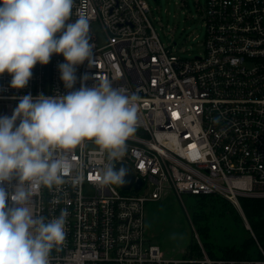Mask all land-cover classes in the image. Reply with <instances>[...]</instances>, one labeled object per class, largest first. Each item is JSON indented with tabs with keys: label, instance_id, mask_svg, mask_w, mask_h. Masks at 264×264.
Wrapping results in <instances>:
<instances>
[{
	"label": "built area",
	"instance_id": "obj_1",
	"mask_svg": "<svg viewBox=\"0 0 264 264\" xmlns=\"http://www.w3.org/2000/svg\"><path fill=\"white\" fill-rule=\"evenodd\" d=\"M196 3L205 25L199 55L179 56L160 41L147 0H75L69 22L81 12L89 18L96 66L77 65L72 89L60 78L62 54L37 63L22 89L10 86L8 73L0 75V117H11L24 95H67L102 79L137 97L136 131L115 167L123 163L141 181L138 189L102 185L107 154L85 140L68 153L73 167L65 183L34 192V216L50 221L68 212L66 239L50 264H264L261 247L253 258L203 250L168 257L145 238L147 202L169 193L215 194L240 211L241 197L264 198V0Z\"/></svg>",
	"mask_w": 264,
	"mask_h": 264
},
{
	"label": "clouds",
	"instance_id": "obj_2",
	"mask_svg": "<svg viewBox=\"0 0 264 264\" xmlns=\"http://www.w3.org/2000/svg\"><path fill=\"white\" fill-rule=\"evenodd\" d=\"M74 4L0 0V75L12 77V88H24L37 63L47 65L53 54H62L66 61L58 68L67 89L76 83L77 65L87 61L89 68L96 66L89 18L81 12L69 22ZM98 81L67 95H24L11 117H0V264H50L52 250H59L66 239L68 212L62 209L50 221L34 216L32 196L41 186L65 183L73 167L68 153L85 140L107 154L100 183H125L126 170H117L115 164L122 161L126 141L136 131L137 97L114 88L108 79ZM13 180L18 183L13 185Z\"/></svg>",
	"mask_w": 264,
	"mask_h": 264
},
{
	"label": "rangeland",
	"instance_id": "obj_3",
	"mask_svg": "<svg viewBox=\"0 0 264 264\" xmlns=\"http://www.w3.org/2000/svg\"><path fill=\"white\" fill-rule=\"evenodd\" d=\"M147 1L150 6L148 17L165 46L170 45L173 52L182 57H193L203 52L205 25L196 0ZM197 1L204 8L205 0ZM187 199L185 194L177 195L172 192L163 198L162 209L155 201L147 202L145 238L159 245L165 256H198L202 250L206 252L200 235L192 224L190 210L186 206ZM236 209L242 214V211ZM221 222L225 223V220L222 219ZM216 234L220 237L221 231ZM220 242L223 243L222 240ZM191 244L198 247H190Z\"/></svg>",
	"mask_w": 264,
	"mask_h": 264
},
{
	"label": "trees",
	"instance_id": "obj_4",
	"mask_svg": "<svg viewBox=\"0 0 264 264\" xmlns=\"http://www.w3.org/2000/svg\"><path fill=\"white\" fill-rule=\"evenodd\" d=\"M185 195L188 196L186 206L190 210L192 224L208 256L253 258L260 255L259 247L264 250V198L241 197L240 214L233 203L224 197L215 194ZM162 200L155 201L161 209ZM243 218L249 229L245 228ZM222 219L225 223L221 222ZM218 231H221L220 237H217ZM189 246L198 247L193 244Z\"/></svg>",
	"mask_w": 264,
	"mask_h": 264
},
{
	"label": "water",
	"instance_id": "obj_5",
	"mask_svg": "<svg viewBox=\"0 0 264 264\" xmlns=\"http://www.w3.org/2000/svg\"><path fill=\"white\" fill-rule=\"evenodd\" d=\"M124 168L126 170V175L124 177L125 183L121 185V188L128 189L133 186L135 189H138L141 185V181L137 180L136 182L133 179V176L127 171L126 166L123 163H118L117 170Z\"/></svg>",
	"mask_w": 264,
	"mask_h": 264
}]
</instances>
